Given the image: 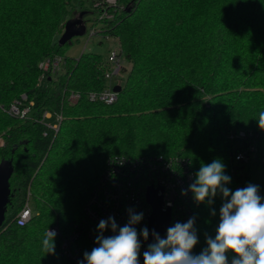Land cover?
<instances>
[{
    "label": "trees",
    "instance_id": "16d2710c",
    "mask_svg": "<svg viewBox=\"0 0 264 264\" xmlns=\"http://www.w3.org/2000/svg\"><path fill=\"white\" fill-rule=\"evenodd\" d=\"M85 1L0 0V161L13 164L0 264H72L60 255L58 236L54 254L45 253L44 232L71 230L112 155L181 156L194 176L220 159L233 192L238 183L247 186L244 170L253 156L264 170L257 122L264 111V0H118L114 18L100 21L129 64L111 104L87 100L89 91L105 87L111 69L92 52L64 58L62 73L38 83V63L62 56L71 43L57 44L66 21L82 12L84 26ZM90 1L92 7L97 0ZM71 91L81 95L74 104ZM21 93L34 102L22 118L5 111ZM46 110L61 113L57 131L40 121ZM238 129L250 132L256 146L246 162L234 159L245 145L229 138ZM27 191L33 215L18 225ZM222 203L219 193L211 205L192 203L194 255L207 247L206 235L215 238ZM227 255L231 264L234 253Z\"/></svg>",
    "mask_w": 264,
    "mask_h": 264
},
{
    "label": "built area",
    "instance_id": "2783aa9c",
    "mask_svg": "<svg viewBox=\"0 0 264 264\" xmlns=\"http://www.w3.org/2000/svg\"><path fill=\"white\" fill-rule=\"evenodd\" d=\"M117 3L118 0L93 2L92 7L97 11L96 19L98 21L113 19L114 13L110 10L116 9ZM97 32L93 28L89 37ZM108 63L111 65V69L104 74L106 85L101 91H89L86 94L87 100L90 102L111 104L117 99L118 93L113 91L114 85L109 80L112 75H119L122 66H124V60L121 58L118 48L110 52ZM38 68L41 71L38 83L43 82L47 76L55 78L63 72L64 58L58 54L47 56L38 63ZM80 97L79 92L71 91L68 95V101L74 104ZM33 104V100L28 99L26 93H21L20 97L14 99L5 111L12 116L22 118L29 114ZM50 119H54V122L47 123ZM61 119L60 112L46 110L43 112L40 121L44 122L49 129L57 131ZM229 138L245 142L244 148L242 147L234 154L236 160L246 162L249 155H252L256 150L250 132L238 129L231 132ZM194 180V172L189 162L181 156L163 154L135 157L121 154L110 156L105 161L89 192L81 218L72 225L71 230L66 234L61 233L56 227L50 229L55 230L56 236L60 238V255L72 264H79L80 261L84 260L85 252H91L94 247L98 246L95 241L96 237L100 235L98 231L99 222L102 219L107 220L109 217H113L118 226L115 234H118L119 228L128 223L129 209L137 214L143 213V219L134 226L137 232L147 228L148 218L152 212V207L146 201V192L149 187L157 189L156 194L161 196V209L169 208L171 211V219L167 229L177 222L186 223L191 213L190 207L194 198L190 191L187 192V195L181 193L187 190ZM238 188H242L240 183L236 185L235 190ZM30 202L31 195L27 191L25 202L16 214V224L23 225L32 217L33 210ZM219 211L220 208L218 216ZM167 229L160 235L162 238H166ZM113 234L110 226L103 233L105 237ZM140 240L139 261L145 242L142 236Z\"/></svg>",
    "mask_w": 264,
    "mask_h": 264
},
{
    "label": "clouds",
    "instance_id": "9594fccd",
    "mask_svg": "<svg viewBox=\"0 0 264 264\" xmlns=\"http://www.w3.org/2000/svg\"><path fill=\"white\" fill-rule=\"evenodd\" d=\"M257 122L264 130V111L259 113ZM230 180L225 174V165L215 159L210 164H202L194 182L181 193L187 195L190 191L197 203L208 205L218 193L222 197L215 238L206 235V248L198 255L192 252L198 243L193 217L186 223L177 222L169 227L166 238L153 231L154 242L143 253L144 264H229L228 253H234L231 264H264V202L259 187L249 184L233 192L225 186ZM128 211V223L119 228L118 234H115L118 226L113 217L99 222L100 235L95 241L98 246L85 252L79 264H140V237L147 240L149 231L145 227L138 233L134 226L143 219V213ZM109 226L114 234L105 237L103 233ZM55 237V230H45L42 244L46 254H54Z\"/></svg>",
    "mask_w": 264,
    "mask_h": 264
},
{
    "label": "rangeland",
    "instance_id": "374dc122",
    "mask_svg": "<svg viewBox=\"0 0 264 264\" xmlns=\"http://www.w3.org/2000/svg\"><path fill=\"white\" fill-rule=\"evenodd\" d=\"M83 10H87V13L83 16L85 31L80 35L74 36L71 39V43L65 45L61 49L62 57L77 58L83 52H92L98 54L104 62H107L110 52L113 49L118 48V42L115 38L105 36L104 34H102V32H99L102 23L96 19L97 12L92 9L90 0H86L84 2L82 11ZM75 18L81 20L82 16H80V13L77 12ZM93 28H95L98 32L95 33L93 36L89 37V34ZM124 65L126 67L125 71H127L129 69V64L125 62ZM125 76V72H121L119 75H112L109 82L112 85H116L122 82ZM0 107L2 109L4 108L2 105H0ZM53 122L54 119H50L47 121V123ZM257 163V159L253 156L249 169H245L244 171L249 175L247 185H257L259 187V195L262 197L264 196V170H262ZM30 203L32 207V202Z\"/></svg>",
    "mask_w": 264,
    "mask_h": 264
},
{
    "label": "water",
    "instance_id": "95a60500",
    "mask_svg": "<svg viewBox=\"0 0 264 264\" xmlns=\"http://www.w3.org/2000/svg\"><path fill=\"white\" fill-rule=\"evenodd\" d=\"M83 14L80 13V16ZM85 31L82 25V20L73 19L66 21L64 25V30L57 40L59 46L64 45L66 42L70 41L74 36L80 35ZM121 86L116 84L113 86V91L119 92ZM13 173L12 159H2L0 161V228L5 219V213L7 209V204L10 199V177ZM157 189L149 187L146 192V201L152 207V212L148 218L147 229L149 231V237L144 242L142 249V254L140 257V264H144L143 253L147 250L148 245L154 242V237L152 235L153 231L161 235L168 227L171 219V211L169 208L162 210V198L157 195Z\"/></svg>",
    "mask_w": 264,
    "mask_h": 264
}]
</instances>
